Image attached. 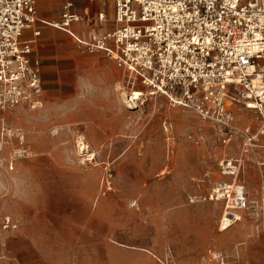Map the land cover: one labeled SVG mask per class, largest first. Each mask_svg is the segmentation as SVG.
<instances>
[{
  "label": "rangeland",
  "instance_id": "1",
  "mask_svg": "<svg viewBox=\"0 0 264 264\" xmlns=\"http://www.w3.org/2000/svg\"><path fill=\"white\" fill-rule=\"evenodd\" d=\"M101 66L83 63L77 77L83 103L106 98ZM128 76L118 70L117 82L128 91H149L141 82L131 86ZM38 101L37 107L24 103L0 113L7 129L0 154V218L11 216L19 225L8 234L7 256H0V264H145V227L148 216L159 210L193 211L207 232L214 228L213 245L206 242V231L196 244L205 250L197 264H215L219 253L231 264H264V245L254 260L245 240H231V228L218 230L221 204L189 203V196L204 195L223 179L219 163L229 151H238L239 140L226 146L210 122L160 94L146 95L138 106L123 100L126 117L108 139L89 138L83 132L86 123L47 124L44 100ZM252 115L237 111L238 126ZM13 131L20 132L23 144L10 136ZM19 146L24 156L14 155ZM257 182L249 180L252 200L258 199ZM178 247L159 264H194L184 258L190 244Z\"/></svg>",
  "mask_w": 264,
  "mask_h": 264
},
{
  "label": "built area",
  "instance_id": "2",
  "mask_svg": "<svg viewBox=\"0 0 264 264\" xmlns=\"http://www.w3.org/2000/svg\"><path fill=\"white\" fill-rule=\"evenodd\" d=\"M104 1L113 3L116 28L88 40L72 35L87 52L102 51L113 59L129 74L131 86L141 82L210 122L226 146L239 140L238 151H229L219 163L223 179L206 194L189 196V203L221 204L219 231L248 215L264 232V0ZM72 6H65L57 26L69 28L82 20ZM106 18L99 14V20ZM38 20L37 0H0L1 114L24 103L39 104L42 63L31 42L22 40L24 30ZM242 109L253 115L239 127L237 111ZM3 122L1 115L0 154L6 147ZM10 136L23 144L19 131ZM13 153L21 157L26 150L19 146ZM251 167L258 172L257 200L248 188ZM18 227L11 216L0 218L1 257L7 256L8 234ZM214 260L231 264L223 253Z\"/></svg>",
  "mask_w": 264,
  "mask_h": 264
},
{
  "label": "crops",
  "instance_id": "3",
  "mask_svg": "<svg viewBox=\"0 0 264 264\" xmlns=\"http://www.w3.org/2000/svg\"><path fill=\"white\" fill-rule=\"evenodd\" d=\"M69 2L73 3L70 11L80 15L82 20L71 22L69 28L57 26L63 20L65 6ZM37 13L39 20L32 28L24 30L22 40L31 42L34 56L39 57L42 63L43 92L39 100H44L45 103V122L86 123L88 125L83 132L89 138H113L118 131V124L126 117L122 101L125 102L126 96L136 90L143 91H128L121 84L122 81L117 82L118 70L124 75L128 73L102 51L89 53L84 50L72 35L88 40L92 34L102 36L112 32L116 28L113 3L104 0H37ZM100 13H104L107 18L99 20ZM36 31H39V34H36ZM86 61H98L102 64L99 71L104 75L103 88L108 93L103 95L106 98L102 96L103 99L99 103H83V98L77 93L80 87L77 77L83 73V63ZM122 89L124 91L119 95ZM112 96L116 98L114 101ZM108 123L111 126H107ZM251 171L255 173L251 175ZM250 178L258 180V172L254 167L248 170V188ZM249 192L251 196L254 191L249 188ZM199 219L201 217L193 211L159 210L152 216L149 215V222L145 227V264H159L161 258L169 252L175 254L180 244H190L191 247L184 254V258L194 264L199 263L205 250L196 248V244L203 241L202 236L207 228ZM184 229L190 231L183 233ZM213 229L205 234L206 242L212 245L216 240ZM239 230L243 232L240 233ZM228 234L234 242L245 240L250 252L255 256L253 259L256 260L257 251L264 245V240L259 228H255L254 220L246 215L243 221L231 227ZM225 235L227 234L221 236ZM216 246L222 247L218 244ZM47 261L40 263L47 264Z\"/></svg>",
  "mask_w": 264,
  "mask_h": 264
},
{
  "label": "bare ground",
  "instance_id": "4",
  "mask_svg": "<svg viewBox=\"0 0 264 264\" xmlns=\"http://www.w3.org/2000/svg\"><path fill=\"white\" fill-rule=\"evenodd\" d=\"M149 91H143L141 92L140 90H136L135 92H131L132 94L126 96V99H125V102H129L130 104H132V106H136L137 105V102L138 101H142L143 98H145L146 95H150V96H153V95H158L157 92L153 91V89H150L148 88ZM131 96V99H129V97ZM170 103L173 105V106H177L175 104H173L171 101ZM138 106V105H137ZM92 155L94 154H91V155H88L86 156V159L85 160H90L92 159ZM94 158V157H93ZM84 159V158H83ZM2 159H0V164L2 163ZM10 169H14V166L13 168H10ZM257 225V224H256Z\"/></svg>",
  "mask_w": 264,
  "mask_h": 264
}]
</instances>
